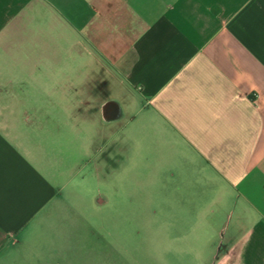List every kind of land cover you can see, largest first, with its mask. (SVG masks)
<instances>
[{
	"label": "crops",
	"instance_id": "crops-1",
	"mask_svg": "<svg viewBox=\"0 0 264 264\" xmlns=\"http://www.w3.org/2000/svg\"><path fill=\"white\" fill-rule=\"evenodd\" d=\"M138 163L177 263L264 264V0H0V264H102Z\"/></svg>",
	"mask_w": 264,
	"mask_h": 264
},
{
	"label": "rangeland",
	"instance_id": "rangeland-1",
	"mask_svg": "<svg viewBox=\"0 0 264 264\" xmlns=\"http://www.w3.org/2000/svg\"><path fill=\"white\" fill-rule=\"evenodd\" d=\"M143 169L141 163L125 167L114 174L113 181L108 179L96 185L94 189L98 188L108 199L96 216L93 199L84 196L81 200L86 225L93 229L101 244L102 264H181L177 263L173 230L167 233L160 230L159 201L147 195ZM153 194L157 195V190ZM77 203L73 200L72 207L78 210ZM71 222L78 223L75 219ZM168 223L174 226L175 220L172 218ZM86 233L89 241L92 238Z\"/></svg>",
	"mask_w": 264,
	"mask_h": 264
}]
</instances>
